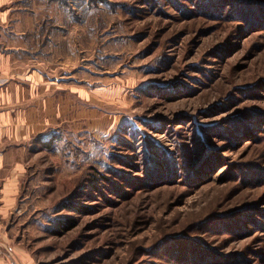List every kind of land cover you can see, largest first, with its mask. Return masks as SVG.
Here are the masks:
<instances>
[{"label": "rangeland", "instance_id": "1", "mask_svg": "<svg viewBox=\"0 0 264 264\" xmlns=\"http://www.w3.org/2000/svg\"><path fill=\"white\" fill-rule=\"evenodd\" d=\"M25 1L58 125L0 264H264V0Z\"/></svg>", "mask_w": 264, "mask_h": 264}, {"label": "crops", "instance_id": "2", "mask_svg": "<svg viewBox=\"0 0 264 264\" xmlns=\"http://www.w3.org/2000/svg\"><path fill=\"white\" fill-rule=\"evenodd\" d=\"M25 0H0V245L31 153L57 133V84L36 62L37 20ZM30 60V61H27Z\"/></svg>", "mask_w": 264, "mask_h": 264}, {"label": "trees", "instance_id": "3", "mask_svg": "<svg viewBox=\"0 0 264 264\" xmlns=\"http://www.w3.org/2000/svg\"><path fill=\"white\" fill-rule=\"evenodd\" d=\"M43 143V142H42Z\"/></svg>", "mask_w": 264, "mask_h": 264}]
</instances>
